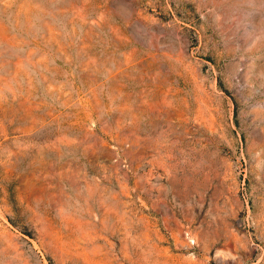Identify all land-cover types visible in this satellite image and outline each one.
<instances>
[{
    "label": "rangeland",
    "instance_id": "obj_1",
    "mask_svg": "<svg viewBox=\"0 0 264 264\" xmlns=\"http://www.w3.org/2000/svg\"><path fill=\"white\" fill-rule=\"evenodd\" d=\"M0 264H264V0H0Z\"/></svg>",
    "mask_w": 264,
    "mask_h": 264
}]
</instances>
